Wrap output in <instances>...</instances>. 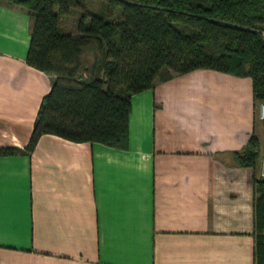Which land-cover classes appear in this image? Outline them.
<instances>
[{
	"label": "crops",
	"instance_id": "0c3cea01",
	"mask_svg": "<svg viewBox=\"0 0 264 264\" xmlns=\"http://www.w3.org/2000/svg\"><path fill=\"white\" fill-rule=\"evenodd\" d=\"M31 25L0 0V148L22 150L0 155V264H255V171L235 157L259 136L252 79L174 73L132 96L125 146L26 151L52 86Z\"/></svg>",
	"mask_w": 264,
	"mask_h": 264
},
{
	"label": "trees",
	"instance_id": "16d2710c",
	"mask_svg": "<svg viewBox=\"0 0 264 264\" xmlns=\"http://www.w3.org/2000/svg\"><path fill=\"white\" fill-rule=\"evenodd\" d=\"M5 1L31 16L26 61L52 78L26 151L46 133L125 146L132 96L174 73L248 76L255 107L264 100V0H100L93 9L88 0ZM258 145L253 133L237 162L255 171ZM254 210L255 264H264V178L256 172Z\"/></svg>",
	"mask_w": 264,
	"mask_h": 264
},
{
	"label": "rangeland",
	"instance_id": "374dc122",
	"mask_svg": "<svg viewBox=\"0 0 264 264\" xmlns=\"http://www.w3.org/2000/svg\"><path fill=\"white\" fill-rule=\"evenodd\" d=\"M99 3H100V0H88V8L89 9L97 8ZM77 20H78V16L76 15L72 16L70 20L65 23L67 30L76 28L75 23ZM258 107H259V102H257V105H256V117L258 121L257 127H258L259 136L254 133L259 143L258 148H257L258 158H257L256 166H255V172L258 178H264V120H261L258 116Z\"/></svg>",
	"mask_w": 264,
	"mask_h": 264
},
{
	"label": "built area",
	"instance_id": "2783aa9c",
	"mask_svg": "<svg viewBox=\"0 0 264 264\" xmlns=\"http://www.w3.org/2000/svg\"><path fill=\"white\" fill-rule=\"evenodd\" d=\"M258 116L261 120H264V100L259 103Z\"/></svg>",
	"mask_w": 264,
	"mask_h": 264
}]
</instances>
